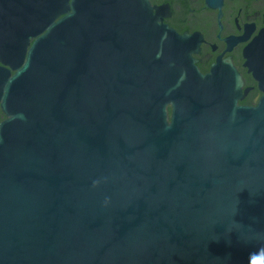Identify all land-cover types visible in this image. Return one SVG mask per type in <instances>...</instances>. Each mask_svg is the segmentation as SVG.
I'll list each match as a JSON object with an SVG mask.
<instances>
[{"label":"water","instance_id":"1","mask_svg":"<svg viewBox=\"0 0 264 264\" xmlns=\"http://www.w3.org/2000/svg\"><path fill=\"white\" fill-rule=\"evenodd\" d=\"M175 11L0 0V264H264V28L241 104L258 22L205 74Z\"/></svg>","mask_w":264,"mask_h":264},{"label":"flooded vegetation","instance_id":"2","mask_svg":"<svg viewBox=\"0 0 264 264\" xmlns=\"http://www.w3.org/2000/svg\"><path fill=\"white\" fill-rule=\"evenodd\" d=\"M175 1L176 11L169 16L171 25H175L181 35L187 34L189 28L195 34L197 30H201L206 35L204 41V52H197L198 59L208 57L212 52L215 57H210L208 61H200V69L207 74L210 70L216 67V61L229 48L230 41L223 40L234 33L241 34L242 37L248 34L249 22H258V28L254 33L246 38L239 40L234 49H228L224 56L226 58L235 55V62L238 71L245 76V83L242 85L243 92L251 85H256L251 88L250 94L242 99L241 104L246 102H256L263 96V93L258 89V81L260 79L253 68V65L246 64L247 60H253L246 54L249 46L255 41L262 29L264 28V0H225L223 10L227 16H221L226 27L221 33L222 23L220 14L222 6H212L210 0H153V3H159L160 6L167 2ZM43 32L38 35H31L29 50L35 40L41 37ZM0 63H5L9 68L17 71L20 67H14V63H7L4 58H0ZM3 99V97H2ZM0 102V122L2 118H8L1 107Z\"/></svg>","mask_w":264,"mask_h":264}]
</instances>
